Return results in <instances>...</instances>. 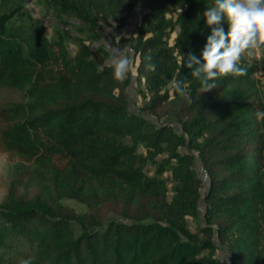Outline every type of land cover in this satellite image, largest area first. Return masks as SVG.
Masks as SVG:
<instances>
[{
	"label": "trees",
	"instance_id": "1",
	"mask_svg": "<svg viewBox=\"0 0 264 264\" xmlns=\"http://www.w3.org/2000/svg\"><path fill=\"white\" fill-rule=\"evenodd\" d=\"M40 2L84 36H71L72 51L33 24L23 0H0V91L18 94L0 102V143L16 159L0 264H222L220 247L232 264H264V73L245 53L246 73L203 91L184 63L200 55L214 0ZM138 9L135 34L118 43L146 91L135 113L129 80L90 44Z\"/></svg>",
	"mask_w": 264,
	"mask_h": 264
},
{
	"label": "clouds",
	"instance_id": "2",
	"mask_svg": "<svg viewBox=\"0 0 264 264\" xmlns=\"http://www.w3.org/2000/svg\"><path fill=\"white\" fill-rule=\"evenodd\" d=\"M203 16L210 34L200 55L189 52L184 63L206 91L216 86L217 78L246 73L247 68L240 64L242 55L264 46V0H214V4L203 11ZM111 63L114 78L123 79L128 71V58L117 55ZM174 83L184 96L181 83ZM256 116L264 118V109L257 110ZM22 264H30V261L24 260Z\"/></svg>",
	"mask_w": 264,
	"mask_h": 264
},
{
	"label": "rangeland",
	"instance_id": "3",
	"mask_svg": "<svg viewBox=\"0 0 264 264\" xmlns=\"http://www.w3.org/2000/svg\"><path fill=\"white\" fill-rule=\"evenodd\" d=\"M23 3L26 10L29 12L30 20H32L33 24L39 27L48 38L55 40L60 35H64L67 46L72 51L76 49L77 44L72 37L84 36L76 20L66 16H59L54 11L48 9L40 0H23ZM142 14V9H138L135 15L128 20H121L122 16L110 20L109 23L105 24V36L100 41L90 44L93 49L103 48L109 51L111 56L109 60L106 61L105 65L112 64L111 60L117 55H123L128 58V71L123 77V80H129L128 92L131 99V111L135 113H139L144 105L147 98L146 91L143 84L137 81L138 59H136L129 50L119 46L118 43L120 40H127L135 34ZM175 37L176 35H173L170 41L171 45L174 44ZM11 98L18 99V94L0 91V102ZM15 162L16 159L4 151L0 143V204L8 193ZM197 172L203 181H208L206 172L200 162L197 163ZM63 204L70 209L80 212L88 211L85 205L75 200H65ZM106 210L109 211L108 209ZM218 245L220 246L219 243ZM218 258L221 260L222 264H232L231 255L224 247H220Z\"/></svg>",
	"mask_w": 264,
	"mask_h": 264
},
{
	"label": "built area",
	"instance_id": "4",
	"mask_svg": "<svg viewBox=\"0 0 264 264\" xmlns=\"http://www.w3.org/2000/svg\"><path fill=\"white\" fill-rule=\"evenodd\" d=\"M246 56L247 58L252 61L255 62L259 65V72L258 75L262 76L263 75V61H264V50L262 47L258 48V49H253L250 50L248 52H246Z\"/></svg>",
	"mask_w": 264,
	"mask_h": 264
}]
</instances>
